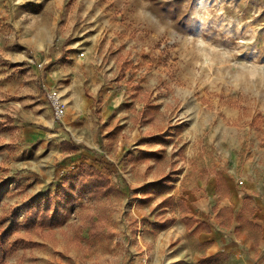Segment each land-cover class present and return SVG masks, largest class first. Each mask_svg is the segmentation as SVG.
I'll return each instance as SVG.
<instances>
[{"label": "rangeland", "instance_id": "obj_1", "mask_svg": "<svg viewBox=\"0 0 264 264\" xmlns=\"http://www.w3.org/2000/svg\"><path fill=\"white\" fill-rule=\"evenodd\" d=\"M41 45H72L93 76L98 127L77 160L23 141L44 112ZM257 158L264 166V0H0V264H174L158 252L183 198ZM84 164L112 191L75 194L63 224L27 227L21 206Z\"/></svg>", "mask_w": 264, "mask_h": 264}, {"label": "crops", "instance_id": "obj_2", "mask_svg": "<svg viewBox=\"0 0 264 264\" xmlns=\"http://www.w3.org/2000/svg\"><path fill=\"white\" fill-rule=\"evenodd\" d=\"M71 47L63 46L68 54L59 47L51 52L43 45L37 48L46 51L44 60L49 62L43 80L47 88L61 95L66 106L62 124L53 123L42 93L43 116L36 115L40 119L30 122L33 127H24L22 135L25 142L44 138L46 145L57 146L56 153L69 152L67 160H77L82 147L93 143L98 126L89 116L95 102L88 94L86 80L93 78L92 73L80 68L78 53L70 51ZM63 143L77 147L65 151ZM31 171L35 176L42 175ZM182 206V211L173 214L179 223L172 231L164 232L165 247H159L158 253L164 252L166 263L264 264V166L258 158L242 168L236 163L226 171L209 174L194 193L183 198Z\"/></svg>", "mask_w": 264, "mask_h": 264}, {"label": "trees", "instance_id": "obj_3", "mask_svg": "<svg viewBox=\"0 0 264 264\" xmlns=\"http://www.w3.org/2000/svg\"><path fill=\"white\" fill-rule=\"evenodd\" d=\"M75 148L74 145L67 146V143H63L64 150ZM111 191L110 180L99 170L84 164L78 172L64 176L58 191L53 195H43L38 200L30 199L21 206L25 215V225L41 228L61 225L72 209L73 195L89 192L93 196H101ZM1 251L0 247V253Z\"/></svg>", "mask_w": 264, "mask_h": 264}, {"label": "built area", "instance_id": "obj_4", "mask_svg": "<svg viewBox=\"0 0 264 264\" xmlns=\"http://www.w3.org/2000/svg\"><path fill=\"white\" fill-rule=\"evenodd\" d=\"M83 55V52L78 53V57H82ZM38 67H42V64L39 63ZM41 87L43 90L45 101L52 111L53 121L60 122L66 112V106L61 95L53 89L46 88L44 85H42Z\"/></svg>", "mask_w": 264, "mask_h": 264}]
</instances>
